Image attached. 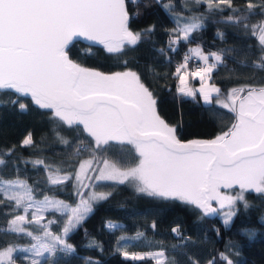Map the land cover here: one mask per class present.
<instances>
[{
  "label": "snow or ice",
  "instance_id": "obj_1",
  "mask_svg": "<svg viewBox=\"0 0 264 264\" xmlns=\"http://www.w3.org/2000/svg\"><path fill=\"white\" fill-rule=\"evenodd\" d=\"M195 2L207 5L210 12L223 11L221 6H227L233 13L227 19L238 25L243 23L245 29L249 28L247 20L254 10L258 8L264 15V0H259V4L246 0L247 14H242L235 7L234 0ZM131 3L138 5V0H131ZM164 7L166 11L174 10L168 4ZM129 20L126 0H0V90L31 97L39 108L50 110L54 121L69 128L76 126L78 137L75 147L73 142L63 137L58 136V139L77 159L84 153L89 154L88 159L79 161L78 170L74 173L75 194L81 197L75 207L48 196L39 200L33 186L26 181L0 176V194L4 198L0 199V204L6 200L10 210L16 212L8 221L6 231L26 233L37 241L31 249H22L31 252V264H41L36 257L45 253L51 256L57 251H73V246L62 236H54L48 230V224L55 221L41 223L46 212L67 216L63 228V236H67L93 210L92 201L106 200L111 195L93 191L84 198L85 194L79 190L89 187L84 184V179L115 180L121 184L133 181L140 193L180 200L202 209L206 215L216 211L210 204L216 200L221 208L225 204L229 206L224 220L226 225L235 214L233 208L237 201L243 202L245 208L249 207L245 192L254 191L264 196V82L234 87L222 100L221 89L207 83L214 69L223 63L221 55L211 53L213 62L209 63V56L199 48L191 50L204 62V66L189 71L188 57H185L184 63L175 70L179 79L177 91L185 96H194L188 87L187 77H199L201 88L198 91L205 104H212L215 93L216 102L234 114L235 122L213 139L182 143L177 138V129L169 126L158 114L153 92L135 71L104 73L83 67L70 58L67 49L73 37H83L103 45L110 54L121 53L125 45H136L142 33L132 32ZM176 24L173 31L177 40H188L192 32L202 27L197 17L184 21L177 19ZM251 30L258 36L261 46L259 59L253 61V67L264 70V19L252 24ZM171 42L176 43V40ZM12 103L18 101L12 100ZM19 107L24 110L26 104L20 102ZM112 142L131 146L120 149L122 158L116 162L110 157L114 148ZM22 144H33L31 134L24 138ZM132 150L135 156H132ZM11 154L9 149L5 155ZM97 157H102L103 167H93ZM128 159L134 163L126 165ZM34 163L45 162L37 160ZM5 164V159L0 157V167ZM45 171L49 173L52 184L72 180L73 174L61 176L59 167L53 171L51 166H46ZM90 171H98L99 174L89 177ZM234 185L239 186L238 193L221 195V187L232 188ZM18 210H22V214ZM32 223L42 230L43 236L24 227ZM172 231L180 235L177 228ZM57 245L61 247L58 249ZM14 251V246L0 251V264H15ZM120 251L125 259L132 261L149 258L155 264H179L175 259L170 262L163 250L130 254L125 246ZM188 259L192 264H199L192 257ZM220 261L222 264H234L225 253H220ZM44 264L52 262L48 260ZM208 264H217V261L212 259Z\"/></svg>",
  "mask_w": 264,
  "mask_h": 264
},
{
  "label": "trees",
  "instance_id": "obj_2",
  "mask_svg": "<svg viewBox=\"0 0 264 264\" xmlns=\"http://www.w3.org/2000/svg\"><path fill=\"white\" fill-rule=\"evenodd\" d=\"M252 2L259 4V0ZM166 4L174 10L166 11ZM234 5L242 14H247L246 0H234ZM126 7L130 14V30L142 33L136 45H125L121 53L110 54L104 47L75 41L67 49L70 58L83 67L104 73L135 71L153 92L160 117L177 129L178 139H212L227 131L233 124L234 114L213 103H202L197 92L194 96L180 94L172 64L181 60L191 44H197L203 51L221 55L223 63L214 69L210 79L221 89V96L234 87L264 82V70L253 67V61L259 59L261 46L251 30V25L258 24L264 15L258 8L254 10L247 20L249 28L245 29L243 23L238 25L227 19L233 14L227 6H221L223 11L210 12L207 5H198L195 0H161L160 3L138 0V5L126 0ZM192 17L199 18L202 27L192 32L188 40H177L173 31L177 28V19L184 21ZM150 28L151 32L148 31ZM161 49H164L163 53ZM188 69L191 70L189 66ZM188 80L196 82L190 76ZM213 97H216L215 93ZM12 100L18 103L13 104ZM20 102L26 104L24 110L20 109ZM29 134L33 144L25 146L22 142ZM58 136L73 142L75 147L76 126L69 128L54 121L50 110L39 108L31 97L19 96L10 90L0 91V157L6 161L0 167V176L26 181L33 186L37 199L49 196L74 204L79 196L75 194L77 189L73 187V178L63 184H52L45 168L51 166L54 171L59 167L60 174H72L77 163L89 154L84 153L77 159ZM112 143L114 148L110 157L116 162L122 158L120 149L131 146ZM9 149L12 154L5 155ZM132 156H135L134 150ZM37 160L45 163L35 164ZM101 161L102 157H97L94 166ZM133 163L131 159L125 161L126 165ZM87 181L92 190L111 195L106 200L94 201L93 210L67 236H63L73 246V251H57L50 256L51 262L75 254L83 257L82 264H154L149 258L142 261L125 259L120 249L126 246L129 253L163 250L170 262L175 259L179 264H192L188 257L198 260L199 264H208L212 259L222 264L220 253L229 255L234 264H264V196L254 191L244 193L249 207L245 208L241 201L236 202L235 214L226 225L217 208L215 215L208 218L195 205L148 196L138 192L129 182ZM80 191L83 193L85 189ZM0 199H4L2 194ZM15 214L8 207V201L0 204V248L34 241L26 233L6 231L8 221ZM44 217V220L55 221L48 224V228L52 234L58 235L64 227L66 215L46 212ZM109 225H114L117 231L112 242L107 237V230L112 228ZM24 227L39 232L34 223ZM171 227H176L180 235H174ZM121 237L125 239L121 240ZM12 256L15 264H25L19 252Z\"/></svg>",
  "mask_w": 264,
  "mask_h": 264
},
{
  "label": "rangeland",
  "instance_id": "obj_3",
  "mask_svg": "<svg viewBox=\"0 0 264 264\" xmlns=\"http://www.w3.org/2000/svg\"><path fill=\"white\" fill-rule=\"evenodd\" d=\"M257 37V39H258V36H256ZM259 41V40H258ZM192 50L193 49H197V48H199L200 49V51L201 52H203L205 55H208L209 56V63H211V62H213L212 61V57H211V53H214V52H212V51H203V50H201V48L199 47V45H197V44H191L190 46H189ZM188 52H190L189 50H188ZM191 53V52H190ZM193 53V52H192ZM193 55H195V54H193ZM198 59H200L197 55H195ZM201 60V59H200ZM189 70V69H188ZM189 71H193V70H189ZM191 77V76H190ZM191 78H193V77H191ZM194 79H196V82H194V81H189L188 80V77H187V84H188V87L190 88V89H192L193 90V92H197L198 94H199V97H200V100H201V102L202 103H204L205 104V102H204V99H203V97L200 95V92L198 91L200 88H201V81H200V79H199V77H196V78H194ZM207 83L209 84V85H212V84H214L216 87L218 86L216 83H214V82H212V81H210V80H208L207 81ZM178 85H179V79H178V77H177V80H176V89H177V87H178ZM230 90V89H229ZM229 90L227 91V93H226V95L224 96V97H220V99H226V97H227V94H228V92H229ZM216 99H217V97H213V104H215V105H217V106H220L217 102H216ZM226 109V108H225ZM89 157H85V158H82L81 160H84V159H88ZM78 166H79V162L77 163V165L75 166V168H74V171H73V176H72V178H73V184H76V181H75V177H74V173H75V171L76 170H78ZM93 167L94 168H98V167H103V163H102V161L100 162V163H98V164H96V166H94L93 165ZM99 173H98V171H90V172H88V176L89 177H95V176H97ZM61 176H64L65 174H60ZM81 176H82V178L84 177V174L83 173H81ZM88 179H84V184H86L88 181H87ZM92 181H100V180H96V179H91V182ZM112 181H115V180H112ZM126 182H129L131 185H132V187L134 188V189H136V183L135 182H133V181H126ZM90 183V182H89ZM89 185V184H88ZM91 186L89 185V187H86V188H84L85 189V191L83 192L84 194H85V197L84 198H87V194L88 193H91V192H93L94 190H92L91 188H90ZM82 188H80L79 190H81ZM219 191H220V193H221V195H235L236 193H238L239 191H240V189H239V186L238 185H234L232 188H224V187H221L220 189H219ZM96 192V191H95ZM97 193H100V192H97ZM102 193V192H101ZM49 197V196H48ZM49 198H55V197H49ZM44 199V197L43 198H41V199H39V200H43ZM56 200H59L58 198H55ZM80 199H81V197L79 196L78 197V199H77V201L74 203V204H70L71 206H73V207H75L79 202H80ZM60 201H62V200H60ZM94 201H92L91 202V204L93 203ZM66 203V202H65ZM67 204H69V203H67ZM213 204H214V206L217 208V210H218V212H220V215H221V217H222V219L223 220H225V215H226V213L229 211V206L227 205V204H225V206L223 207V208H221V206H220V204L216 201V200H213ZM21 214H22V212H21ZM29 219L31 218L30 217V214H29V217H28ZM47 221L48 220H43V221H41V223L42 224H47ZM66 222H67V216H66ZM66 222H65V224H66ZM64 224V225H65ZM39 228V227H38ZM64 228V227H63ZM63 228H62V230H61V232L58 234L59 236H62L63 237ZM173 228H176V227H171V231H172V229ZM48 230H49V228H48ZM173 232V231H172ZM36 234H38V235H41V236H43V232H42V230H40L39 229V232L38 233H36ZM116 234H117V231H116V228L115 227H112V228H110V229H108L107 230V237H108V239H109V241L110 242H112V240L114 239V237L116 236ZM173 234L174 235H176V233H174L173 232ZM54 235V234H53ZM57 235V234H56ZM56 235H54V236H56ZM35 243H37V241L36 240H34L32 243H30V244H23V245H14V247L16 248V251L17 252H19V254H20V257L21 258H23V260H25V264H31V259H32V254H31V252L30 251H22V249H31V246H32V244H35ZM8 246H12V245H7V246H5V247H3V248H0V251H3L6 247H8ZM57 247H61L60 245H57ZM16 251H14V252H16ZM157 251H160V250H154V251H145V252H141V254H147V253H155V252H157ZM13 252V253H14ZM131 254V253H130ZM13 255V254H12ZM36 259H40L41 260V264H44V262L45 261H48V260H50V255L49 254H47V253H45L44 254V256H42V257H36ZM83 257L82 256H78V255H75V254H70L68 257H66V258H64V259H61V258H58V259H56V260H54L53 262H52V264H82V262H83ZM98 264H104V263H98ZM154 264H155V261H154Z\"/></svg>",
  "mask_w": 264,
  "mask_h": 264
},
{
  "label": "built area",
  "instance_id": "obj_4",
  "mask_svg": "<svg viewBox=\"0 0 264 264\" xmlns=\"http://www.w3.org/2000/svg\"><path fill=\"white\" fill-rule=\"evenodd\" d=\"M185 57H188V66L191 68V70L195 71L198 67L204 66V62L202 60H199L196 56H194L191 53L183 52L181 56L180 61H175L172 64L173 69H176L180 64L184 63Z\"/></svg>",
  "mask_w": 264,
  "mask_h": 264
},
{
  "label": "water",
  "instance_id": "obj_5",
  "mask_svg": "<svg viewBox=\"0 0 264 264\" xmlns=\"http://www.w3.org/2000/svg\"><path fill=\"white\" fill-rule=\"evenodd\" d=\"M133 32V31H132ZM80 42V43H83L85 45H89V46H98V47H103V45H100V44H96L95 42H92V41H88L86 39H84L83 37H73L72 41L69 43L68 46H70L71 43L73 42ZM1 91V90H0ZM213 139V138H212ZM182 143H187L189 141H192V140H209V139H200V138H188V139H179ZM210 204L213 208L216 209V207L214 206V204L210 201ZM200 209V208H199ZM203 213L204 211L202 209H200ZM216 211L215 212H212V213H209V214H205V216H207L208 218H211L213 215H215Z\"/></svg>",
  "mask_w": 264,
  "mask_h": 264
},
{
  "label": "crops",
  "instance_id": "obj_6",
  "mask_svg": "<svg viewBox=\"0 0 264 264\" xmlns=\"http://www.w3.org/2000/svg\"><path fill=\"white\" fill-rule=\"evenodd\" d=\"M199 47H200V46H199ZM188 50L192 53V51H191L192 49H191L190 47L188 48ZM201 50H202V49H201ZM192 54H194V53H192ZM220 97H224V96H220Z\"/></svg>",
  "mask_w": 264,
  "mask_h": 264
},
{
  "label": "flooded vegetation",
  "instance_id": "obj_7",
  "mask_svg": "<svg viewBox=\"0 0 264 264\" xmlns=\"http://www.w3.org/2000/svg\"><path fill=\"white\" fill-rule=\"evenodd\" d=\"M235 122V117H234V121H233V123ZM212 203H213V200L211 201Z\"/></svg>",
  "mask_w": 264,
  "mask_h": 264
}]
</instances>
